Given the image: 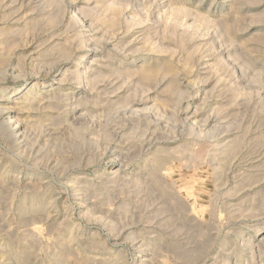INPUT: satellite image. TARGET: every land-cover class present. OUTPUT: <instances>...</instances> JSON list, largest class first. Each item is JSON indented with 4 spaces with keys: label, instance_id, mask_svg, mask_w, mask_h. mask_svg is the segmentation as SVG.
I'll list each match as a JSON object with an SVG mask.
<instances>
[{
    "label": "rangeland",
    "instance_id": "374dc122",
    "mask_svg": "<svg viewBox=\"0 0 264 264\" xmlns=\"http://www.w3.org/2000/svg\"><path fill=\"white\" fill-rule=\"evenodd\" d=\"M0 264H264V0H0Z\"/></svg>",
    "mask_w": 264,
    "mask_h": 264
}]
</instances>
